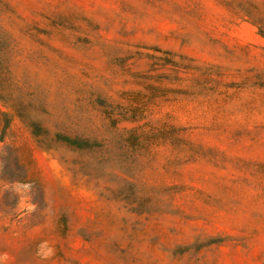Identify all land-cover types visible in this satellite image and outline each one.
<instances>
[{
	"label": "rangeland",
	"instance_id": "374dc122",
	"mask_svg": "<svg viewBox=\"0 0 264 264\" xmlns=\"http://www.w3.org/2000/svg\"><path fill=\"white\" fill-rule=\"evenodd\" d=\"M261 33L264 0H0V264H264Z\"/></svg>",
	"mask_w": 264,
	"mask_h": 264
},
{
	"label": "trees",
	"instance_id": "16d2710c",
	"mask_svg": "<svg viewBox=\"0 0 264 264\" xmlns=\"http://www.w3.org/2000/svg\"><path fill=\"white\" fill-rule=\"evenodd\" d=\"M262 34V33H261ZM262 36L264 37V33L262 34ZM157 52H160L159 49H153ZM166 55L168 56H179L180 57V60H177V59H167L166 57L165 58H157L155 55H148V58L150 60L149 62V70H155L157 68V66L159 65H163V64H167V65H170L172 67L171 71L172 73L174 74L175 76V80L178 81V80H181L180 78V75L183 74V70L187 69V68H190L187 61H192L191 58L189 57H186L185 55H178L176 53H173V52H164ZM65 142L67 144H70V145H76L77 144V139L76 138H71V137H65Z\"/></svg>",
	"mask_w": 264,
	"mask_h": 264
}]
</instances>
